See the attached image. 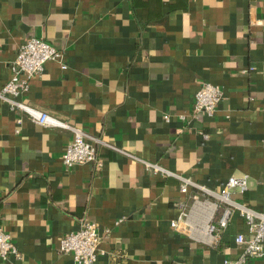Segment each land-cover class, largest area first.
<instances>
[{
	"label": "crops",
	"instance_id": "0c3cea01",
	"mask_svg": "<svg viewBox=\"0 0 264 264\" xmlns=\"http://www.w3.org/2000/svg\"><path fill=\"white\" fill-rule=\"evenodd\" d=\"M32 37L62 58L45 64L24 101L99 139L101 166L64 167L70 131L0 100V227L18 250L0 264H72L59 240L84 219L101 239L94 264L237 258L240 216L209 245L192 207L207 195L179 186L183 177L218 190L246 176L236 199L264 209V0H0V90ZM203 83L222 99L213 116L193 119ZM183 221L197 232L170 226ZM248 264H264V250Z\"/></svg>",
	"mask_w": 264,
	"mask_h": 264
},
{
	"label": "built area",
	"instance_id": "2783aa9c",
	"mask_svg": "<svg viewBox=\"0 0 264 264\" xmlns=\"http://www.w3.org/2000/svg\"><path fill=\"white\" fill-rule=\"evenodd\" d=\"M61 58V52L44 40L29 38L20 45L14 60L9 64L11 76L0 90V100L5 102L12 111L20 112L26 119L39 126L70 131L72 139L61 156L64 167L91 164L95 168H100L101 160L97 150V145L101 144L99 139L90 141L82 130L34 108L24 101L23 96L28 92L31 80L43 73L47 62ZM62 68L66 67L62 66ZM221 99L222 93L219 87L210 83L201 84L195 93L190 117L196 119L202 113L213 116ZM20 122L21 119H18L17 123ZM145 167L151 168L155 172L162 170L150 163H145ZM180 182L179 191L183 195L187 194L190 188L207 195L203 201L196 199L192 201V207H196L194 213L198 216L195 218L196 223L206 220L205 228L209 233L210 241H204V236H201L200 240L203 242L216 245L233 212H236L242 219L246 233H239L234 239L235 244L241 248V252L237 258L225 259L222 264H248L252 259L263 255L264 209H254L235 197L236 193L244 194L247 191L249 183L246 176L230 177L218 190L208 189L183 177H180ZM181 207H185L184 204H181ZM170 226L180 233L190 235L197 232L195 228L193 231L192 228H186L184 221L181 225L171 222ZM109 232V230L106 231V234L108 235ZM100 240L96 224L84 219L81 220L77 230L60 238L58 252L70 255L72 264H94L100 255L98 249ZM12 256L18 257V250L10 235L0 227V259L9 260Z\"/></svg>",
	"mask_w": 264,
	"mask_h": 264
}]
</instances>
